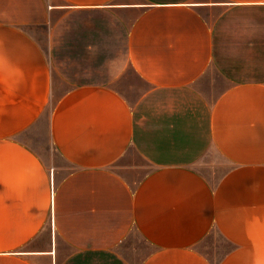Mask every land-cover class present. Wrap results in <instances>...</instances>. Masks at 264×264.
<instances>
[{"label":"crops","instance_id":"crops-1","mask_svg":"<svg viewBox=\"0 0 264 264\" xmlns=\"http://www.w3.org/2000/svg\"><path fill=\"white\" fill-rule=\"evenodd\" d=\"M0 264H264V0H0Z\"/></svg>","mask_w":264,"mask_h":264},{"label":"rangeland","instance_id":"rangeland-1","mask_svg":"<svg viewBox=\"0 0 264 264\" xmlns=\"http://www.w3.org/2000/svg\"><path fill=\"white\" fill-rule=\"evenodd\" d=\"M50 23L37 32L38 37L43 49L49 57L55 77L67 78V13H57L51 18ZM91 65L92 64H83L85 69L89 68ZM81 71L87 72V70ZM84 76L86 77V75ZM49 108L42 116L41 125L36 127V129L34 128L29 134H46ZM228 167V163L215 151L199 165V168L214 181L217 180ZM48 230V227L45 228V235H47ZM57 243L59 246H66L60 239L57 240ZM49 244V238L45 237L39 240V245L41 247H47Z\"/></svg>","mask_w":264,"mask_h":264}]
</instances>
